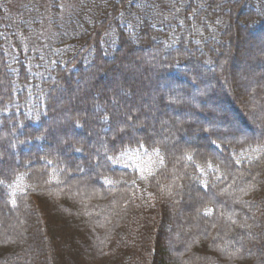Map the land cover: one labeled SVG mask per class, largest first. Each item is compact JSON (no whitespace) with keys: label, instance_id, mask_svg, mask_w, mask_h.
Wrapping results in <instances>:
<instances>
[{"label":"trees","instance_id":"1","mask_svg":"<svg viewBox=\"0 0 264 264\" xmlns=\"http://www.w3.org/2000/svg\"><path fill=\"white\" fill-rule=\"evenodd\" d=\"M0 179V264H264V0H0Z\"/></svg>","mask_w":264,"mask_h":264},{"label":"rangeland","instance_id":"2","mask_svg":"<svg viewBox=\"0 0 264 264\" xmlns=\"http://www.w3.org/2000/svg\"><path fill=\"white\" fill-rule=\"evenodd\" d=\"M246 32H247V30H246ZM242 36H244V38H246L245 37V34H242ZM237 36H235L234 38H233V46L231 47V49H230V51L232 52V48L234 49L235 48V45H236V43H238L237 42V38H236ZM239 40V39H238ZM234 52V51H233ZM232 52V53H233ZM228 67V63H223L222 65H221V67H220V71L221 72H223V70H225V68H227ZM231 74V73H230ZM260 75L262 74L261 73V71H260V73H259ZM258 74V75H259ZM220 75H221V73H220ZM259 75V76H260ZM229 76H231V75H229ZM233 77H234V80H238L240 77L237 75V73H235L234 75H233ZM108 79H109V77H107ZM230 79L232 80V77H230ZM166 80H168V79H166ZM234 80H232L231 82H233ZM240 81H244V79L243 78H240L239 79ZM239 81V82H240ZM247 82V81H246ZM62 90H64L63 88H62ZM173 89L172 88H167V89H163L162 91L160 90L159 92H158V94L161 96V97H166L167 99H170V94H171V92H173L172 91ZM66 92V91H65ZM233 93L235 92V89L232 91ZM230 115H233V114H231L230 113ZM236 118L237 117H234L233 116V118H231V121H233V122H236ZM238 120V119H237ZM177 122L178 121H180L179 119H177L176 120ZM238 122H239V120H238ZM241 132V131H240ZM243 132V131H242ZM182 139V138H184V135L182 134V135H180V136H178V137H176L175 138V140L173 141L174 143H176V141H178L179 139ZM185 139V138H184ZM80 192H81V194L84 192V190H80ZM181 192H183V194H184V198H185V200L187 201V202H192L194 199L195 200H197L198 202L199 201H201L202 200V197H201V195L200 194H198L195 190H191V191H184V190H182L181 189ZM92 193V192H91ZM92 194H94V193H92ZM1 210V209H0ZM42 214V213H41ZM3 216L5 217V218H7V214L6 213H3ZM180 216H182L181 215V213L179 214V218H180ZM15 218L17 219V216H15ZM191 218V220L193 221V224L195 225V229H191V230H188V229H186V230H181V237H180V235L178 234V235H175V238H173V240H171L172 241V243L173 244H171V245H169V248H170V258H172V259H175V260H177V261H179L182 257H181V251H182V249L183 248H185L184 247V245L186 244V240H187V237L189 236V234H190V232L192 231V232H194V233H197V235H200L202 232H203V228L205 227L204 225H200L199 226V218L197 217V215H194L193 217H190ZM181 219V218H180ZM184 221V220H183ZM41 223V222H40ZM196 225H197V228H196ZM180 227V224H175L174 223V225H171V224H167L166 226H165V228H164V231H165V233H166V235L167 236H173L172 234L173 233H175L174 231H179V228ZM17 232V231H16ZM20 235H21V238L23 237H26V235H23V233L22 232H20L19 233ZM9 236H2L1 237V239H5V240H7V238H8ZM180 237V238H179ZM184 237V238H183ZM216 237V236H215ZM214 237V238H215ZM181 238H183V240H181ZM10 238H8V240H9Z\"/></svg>","mask_w":264,"mask_h":264},{"label":"snow or ice","instance_id":"3","mask_svg":"<svg viewBox=\"0 0 264 264\" xmlns=\"http://www.w3.org/2000/svg\"><path fill=\"white\" fill-rule=\"evenodd\" d=\"M37 139H40V137H37ZM213 143H215V142H213ZM76 150L80 151V149H76ZM157 154L159 155L158 152H157ZM186 159L191 160L192 159L191 155H186ZM239 162H240L239 160L236 161V163H239ZM209 166H211V165H209ZM200 171H201V173H203V169H200ZM0 186L7 187V185L5 184V182L2 179H0ZM12 203L14 204V201ZM210 214H211L210 209H204V215H210ZM233 223H234V221H233Z\"/></svg>","mask_w":264,"mask_h":264}]
</instances>
